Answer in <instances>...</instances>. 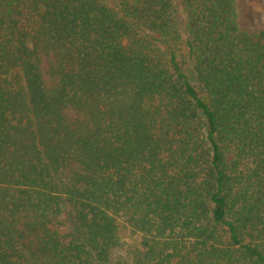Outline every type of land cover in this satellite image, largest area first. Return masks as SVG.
<instances>
[{"label": "trees", "instance_id": "16d2710c", "mask_svg": "<svg viewBox=\"0 0 264 264\" xmlns=\"http://www.w3.org/2000/svg\"><path fill=\"white\" fill-rule=\"evenodd\" d=\"M236 18L0 0V264H264V26Z\"/></svg>", "mask_w": 264, "mask_h": 264}, {"label": "rangeland", "instance_id": "374dc122", "mask_svg": "<svg viewBox=\"0 0 264 264\" xmlns=\"http://www.w3.org/2000/svg\"><path fill=\"white\" fill-rule=\"evenodd\" d=\"M237 25L241 30L255 32L264 26V0H235ZM182 69L188 80L197 85L189 59H183Z\"/></svg>", "mask_w": 264, "mask_h": 264}]
</instances>
